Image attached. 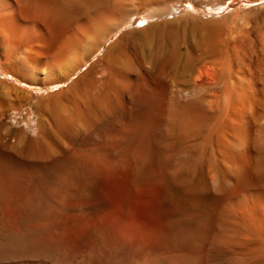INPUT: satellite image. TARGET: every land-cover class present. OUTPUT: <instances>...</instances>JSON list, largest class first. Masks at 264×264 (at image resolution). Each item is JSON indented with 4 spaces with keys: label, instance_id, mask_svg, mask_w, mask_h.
Returning <instances> with one entry per match:
<instances>
[{
    "label": "bare ground",
    "instance_id": "6f19581e",
    "mask_svg": "<svg viewBox=\"0 0 264 264\" xmlns=\"http://www.w3.org/2000/svg\"><path fill=\"white\" fill-rule=\"evenodd\" d=\"M167 1L0 0V68L11 79L0 78V111L38 97L37 131L27 134L26 122L15 141L0 135V227H19L8 246L40 257L0 264H213L217 249L233 256L229 264H261L264 22L257 31L244 22L237 36L214 28L195 55L165 18L177 10ZM246 1L258 2L248 13L264 15V0ZM126 38L133 53L147 45V64L114 49ZM178 54L199 90L188 100L163 73ZM210 144L219 175L198 168L193 152ZM176 197L193 205L180 208ZM208 211L237 228L215 227ZM62 217L92 227H66ZM253 238L260 242L246 248Z\"/></svg>",
    "mask_w": 264,
    "mask_h": 264
},
{
    "label": "rangeland",
    "instance_id": "374dc122",
    "mask_svg": "<svg viewBox=\"0 0 264 264\" xmlns=\"http://www.w3.org/2000/svg\"><path fill=\"white\" fill-rule=\"evenodd\" d=\"M256 4H258V2H251V3H249V2H247L246 0H168L167 1V7H176V11H174V13L172 14V16L173 15H175V16H177V17H172L171 16V14L169 15V16H166L165 18L166 19H168L169 20V24L170 25H174L175 26V28L176 29H178L179 31H180V34H181V36H182V39H183V41L187 44H191V43H193V45H194V47L193 46H191V48H192V50H193V53L196 55V54H199L200 53V48H198V47H195L196 45H198L199 43H200V40L202 39V37L207 33V32H209V31H211V30H213L214 28H218V29H220V30H223V32H224V35H228V36H231V35H234V33L232 32H230L231 31V29H232V31L234 30L235 31V29H236V32H238V33H235V35L237 36L238 34H239V32L241 33L242 31H244V29L246 28V27H243V24H244V22H246V23H249V26L251 25V26H253L252 27V29L254 30V31H257L258 30V28H256L257 26H260V25H262L263 24V22H264V15H260L259 16V18L257 17H254L253 15H251L250 13H248L249 11H251V9L253 8V7H255V5ZM147 11V10H146ZM248 11V12H247ZM242 15H244V16H246V17H244L243 16V18H248V16H249V18L252 16V18L248 21H243V20H245V19H243L242 21H241V17H242ZM173 18V19H172ZM226 18H228V19H226ZM232 18V19H231ZM233 18H234V20H233ZM239 19L238 21L240 22H238L236 19ZM248 18V19H249ZM221 19H222V21H221ZM257 19V20H256ZM259 19V20H258ZM156 19H150L149 20V22H148V24H150V23H155V22H158V19H157V21H155ZM252 20V21H251ZM254 20H256L255 21V23H253V21ZM260 20H262L261 22V24H258V21H259V23H260ZM148 21V20H147ZM220 21V22H219ZM226 21H227V23H226ZM231 21V22H230ZM216 22V23H215ZM217 22H219V24L217 23ZM235 23V25H234V23ZM237 22V23H236ZM213 23H215V24H213ZM231 23V24H230ZM252 23V24H251ZM224 24V25H223ZM236 24H238L237 26L239 27V31H237L238 30V27L236 26ZM241 24V26H242V29H241V26H239ZM214 25V26H213ZM216 25V26H215ZM221 25H223L222 27H220ZM229 25V26H228ZM234 25V26H233ZM209 26V27H208ZM226 26V27H225ZM236 26V27H235ZM250 26V27H251ZM220 27V28H219ZM223 27H225V30H224V28ZM222 28V29H221ZM229 28V29H228ZM234 28V29H233ZM256 28V29H255ZM241 29V30H240ZM228 33V34H227ZM188 35V36H187ZM199 35V36H198ZM234 35V36H235ZM188 37V38H187ZM133 38H136V39H138V40H141L142 39V36L140 35V33H138V34H136L135 35V37H133ZM140 38V39H139ZM192 38H194L193 39V41H192V39L190 40V39ZM187 39H188V41L189 42H187ZM129 40H130V38H126L125 39V41H123V42H121L120 44L122 45H117L114 49L115 50H117L118 49V47H120V49L121 50H125L126 48L129 50V52H131V54H133V55H135V56H137L138 58V62L137 61H135V63L137 62V63H143V64H147V62H149L150 61V54L148 53L149 52V50H148V47H147V45L145 46V44H142V42L140 41V43L138 44V49H137V52L136 53H133V51L130 49V45H129ZM192 41V42H191ZM185 43H183L182 45V47L183 48H185V46H186V44ZM125 45V46H124ZM124 46V47H123ZM139 46H140V48H139ZM194 48H195V50H194ZM120 49H118V50H120ZM140 49V50H139ZM140 51H141V53H142V57H141V53H140ZM195 51H197V52H195ZM103 52H104V49H103ZM148 53V55H147V53ZM103 54V53H102ZM181 57H182V55L181 54H178L174 59H173V61H172V63L171 64H169V65H167V66H165L164 68H163V73H164V76L165 77H168V80L171 82V85H172V88H173V91H174V96H176L177 98H180V99H182V100H188V99H191L193 96L192 95H196V94H198L199 93V90L197 89V88H195L194 86H191V84H190V82H189V80H188V78L186 77V75L182 72V68H181V71H179L180 69H178V66H180V63H181ZM146 61H145V60ZM145 61V62H144ZM134 63V61H133V64H135ZM248 63V62H247ZM246 63V64H247ZM178 64V65H177ZM182 64V63H181ZM182 66V65H181ZM248 66L249 65H247V69H251L252 68V66H249V68H248ZM180 68V67H179ZM101 69V68H100ZM170 72V73H169ZM257 76V75H256ZM258 78L260 77V74L257 76ZM0 78H4V79H7V80H10L11 81V79H9V77H7L6 76V74L2 71V69L0 68ZM172 78H173V80H172ZM172 80V81H171ZM12 81H14V80H12ZM173 82V83H172ZM178 82V83H177ZM188 83V84H187ZM182 84H184V85H182ZM187 84V86H185ZM190 84V85H189ZM177 85V86H176ZM179 85H182V86H179ZM21 86V85H20ZM183 86H185V88H183ZM189 86V87H188ZM177 87V88H176ZM188 87V88H187ZM182 88H183V90H184V92L182 91ZM189 89V90H187V89ZM192 88H193V90H192ZM195 88V89H194ZM29 90H30V92H32L35 96H40V95H42V94H44V93H46V91H51V89L49 88V89H41V88H38V87H35V88H31V87H29L28 88ZM179 89V90H178ZM185 89H186V91H185ZM192 90V91H191ZM181 92V93H180ZM191 92V93H190ZM196 92V93H195ZM187 93V94H186ZM195 93V94H194ZM189 94V95H188ZM190 94H192L191 96H190ZM183 95V96H182ZM190 96V97H189ZM185 98V99H184ZM37 100H38V97H35L34 98V100L28 105V106H26V107H24V108H22L20 111H13V110H10V111H6L5 113L4 112H1L0 111V120H4L3 122H4V124L2 125V127L3 128H1V130H0V135H2V137L5 139V140H10V141H12V140H16V138L18 137L17 135H18V132L19 131H21L22 130V128L25 126V124H26V122H28V126L26 127V133L27 134H34V132L35 131H37V122H36V120H37V111H36V107H37ZM198 106H200V107H204V101L203 100H196V102H195ZM14 128V129H13ZM19 128H21V129H19ZM10 129H11V131H10ZM14 132V133H13ZM17 132V133H16ZM15 134V135H14ZM13 141V142H14ZM211 146V147H210ZM209 147L211 148L210 150V152H208L209 151ZM213 148V146L210 144V145H208V149L206 148H202V146H196L195 148H194V153L196 154V153H198L199 152V154L197 155L196 154V157H197V159H199V161H198V164L200 165H203L204 163V165L203 166H199L198 165V168H204V169H213L214 170V172L215 173H217L218 175L221 173L220 171H219V169H216L217 168V165H216V163H215V161L213 162V159H211V157H215L214 156V152H212V151H214V149H212ZM202 149V150H201ZM205 149V151H203ZM201 151V152H200ZM203 151V152H202ZM211 152H212V154H211ZM200 153H204L203 155H201ZM208 153V154H207ZM209 153L212 155H210L209 156ZM205 154H207L206 156H207V158H205L206 156H205ZM202 158H201V157ZM208 156H209V158H208ZM208 159H210V161L208 160ZM203 160H206V161H203ZM215 160V159H214ZM216 165H214L213 163ZM209 163V164H208ZM212 164V165H211ZM206 165H209V167L207 168V166ZM202 178H203V176H201L200 175V178L197 180V182L199 183V181H201V183H200V185L202 184L203 185V183L204 182H202V181H204V180H202ZM201 179V180H200ZM179 199V200H178ZM184 199V198H183ZM181 197H176V202H177V204H178V206L180 207V208H186L187 207V205L188 206H190L189 204H192L193 205V203H189L188 201H187V199H184L183 200ZM196 205V206H195ZM184 206H186V207H184ZM199 206V207H198ZM194 209L196 208L197 210H198V208H199V210L200 211H202L203 210V207H202V205L201 204H199L198 203V205L197 204H195L194 203ZM5 211H6V213H7V215L8 216H12L13 215V211H12V209H11V207H9V205H6L5 206ZM37 212V210H34V209H32L31 210V214H35ZM208 214H210V215H212V217H213V221H214V224H215V227H220V226H222L223 227V225L225 226V224H226V226H227V228L226 227H224V228H226V230H230V228L233 226V225H235V224H237L236 222V220H235V218H234V220H233V217L232 216H228L227 218L225 217V219H224V217H222L220 214H218V212H217V214L218 215H220L219 217H218V215L216 214V211H214V213H212V211L210 212V211H208L207 212ZM212 213V214H211ZM217 216V218L216 219H218V221L215 219V217ZM64 217V216H63ZM62 217V222L65 220V218H63ZM66 217V216H65ZM229 217H231V219L234 221V222H232L230 219H228ZM220 218V219H219ZM69 218H67V220H68ZM221 219H224V222L222 223V221H221ZM228 219V220H227ZM69 221H71L70 219H69ZM221 221V222H220ZM229 222V221H231V222H229L228 224L226 223V222ZM236 221V222H235ZM216 222L218 223V225H216ZM63 223H65V224H68V225H66V227L68 226V227H92L91 225H78L77 224V226H74L75 225V223L74 222H66V221H64ZM72 223V224H71ZM219 223H221V224H219ZM225 223V224H224ZM74 224V225H73ZM229 224L231 225L232 224V226H230L229 228H228V226H229ZM220 225V226H219ZM136 225H134V227H135ZM236 226V228H237V225H235ZM235 226H233V228L235 227ZM62 227H65L64 225L62 226ZM133 227V226H132ZM136 227H138V226H136ZM239 227V226H238ZM231 229L232 231L234 230V229H236V228H234V229ZM9 229V230H8ZM12 231H11V230ZM19 229V230H18ZM148 228L146 227V230H147ZM0 230H2V233H3V236L1 237L0 236V246H1V248H0V258L1 259H4V260H8V259H13V258H15V259H19V257L22 259V258H24L23 260H27V261H29L30 259V261H34L35 262V259H36V261H38L39 259H40V257H38L37 256V258H35L36 256V254L35 253H37V251L35 252V250L33 249V247H30V251H28V249H29V247H28V249H27V252H26V246L25 247H22L21 249H14V248H12V247H9L8 246V242L11 240L10 239V237H11V235L10 234H8L9 232H11V233H15V232H19L21 229L19 228V227H8L7 229H6V227L4 228V229H2L1 227H0ZM4 230V231H3ZM231 230H230V233H231ZM78 231V230H77ZM76 231V234H78L79 235V232H77ZM1 233V231H0V235L2 234ZM60 233H62V231L60 230ZM16 234V233H15ZM75 235V234H74ZM8 236V237H7ZM62 235L60 234V237H61ZM77 236V235H76ZM252 241H251V243H249L250 242V239H248V243H245L247 240H244L243 242V245L246 247V248H248V247H250V246H252L254 243H258V242H260V240H258V239H255V238H253V239H251ZM254 240V241H253ZM256 240V241H255ZM262 242V241H261ZM33 249V250H32ZM21 251V252H20ZM59 251V254H58V256L59 255H61L62 256V253H60V250H58ZM216 251V253H214ZM18 252V254H16ZM20 252V253H19ZM23 252V253H22ZM34 252V253H33ZM22 253V254H21ZM30 253H32V254H30ZM219 255L220 256V260H219V256H218V260L216 259L217 258V256H216V258H215V255ZM213 253H211L212 255H211V257H213V259H211L212 261H213V264H215V262L218 264H220V263H222V264H229V263H231V260L233 259V256L231 255V254H229V253H227V252H225V251H223L222 249H220V251H219V249H217V250H214L213 251ZM220 253V254H219ZM25 256H24V255ZM28 254H30V255H32V256H28ZM35 254V255H34ZM55 254V253H54ZM57 255V254H56ZM4 256V257H3ZM15 256V257H14ZM57 256V257H58ZM61 256H59L58 258H55L56 260H59L60 259V257ZM28 257H29V259H28ZM42 258H44V260L47 262V260L46 259H48L47 257L45 258V257H41V259ZM33 259V260H32ZM214 259H216V260H214ZM259 262L261 263V264H264V255H262V256H260L259 257ZM225 261V262H224ZM50 262V261H49ZM48 262V263H49ZM227 262V263H226ZM51 263H55L56 264V262H54V261H51Z\"/></svg>",
    "mask_w": 264,
    "mask_h": 264
}]
</instances>
